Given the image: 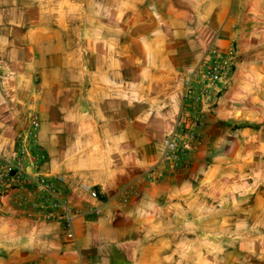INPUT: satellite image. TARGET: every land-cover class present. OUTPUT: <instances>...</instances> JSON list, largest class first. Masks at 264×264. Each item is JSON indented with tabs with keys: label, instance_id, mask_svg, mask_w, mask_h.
<instances>
[{
	"label": "crops",
	"instance_id": "0c3cea01",
	"mask_svg": "<svg viewBox=\"0 0 264 264\" xmlns=\"http://www.w3.org/2000/svg\"><path fill=\"white\" fill-rule=\"evenodd\" d=\"M263 15L264 0H0V159L39 123L36 167L0 199V264H208L193 243L209 240L215 264H251L264 242V40L239 20ZM224 34L238 36L233 72L201 147L147 180L204 53L230 52ZM81 182L99 200L79 197ZM54 200L73 239L44 218Z\"/></svg>",
	"mask_w": 264,
	"mask_h": 264
},
{
	"label": "built area",
	"instance_id": "2783aa9c",
	"mask_svg": "<svg viewBox=\"0 0 264 264\" xmlns=\"http://www.w3.org/2000/svg\"><path fill=\"white\" fill-rule=\"evenodd\" d=\"M227 73L228 57L209 47L189 77L177 125L163 139L160 160L145 172L147 180L158 181L169 173H180L187 168L190 155L202 145L204 113L214 107L215 97L220 91L219 85L223 83ZM38 127V121L33 119L30 129L21 139L17 153L11 159H0V199L14 184L23 186V179H26L25 165L36 167V159L27 146L36 140ZM33 180L37 186H43L46 191L51 190L49 183L44 186V181L39 176ZM57 180L61 178L57 177ZM77 192L85 200H99L97 191L86 182L77 185ZM58 206V202L54 200L52 210L46 212L44 218L48 222L62 221L67 238L73 239L71 219H64L63 215L58 214ZM99 212V209H94V213Z\"/></svg>",
	"mask_w": 264,
	"mask_h": 264
},
{
	"label": "rangeland",
	"instance_id": "374dc122",
	"mask_svg": "<svg viewBox=\"0 0 264 264\" xmlns=\"http://www.w3.org/2000/svg\"><path fill=\"white\" fill-rule=\"evenodd\" d=\"M250 24H255L260 29H262L261 33L256 34V37H257V39L259 37L260 39L264 40V15L261 17H258L255 20H252V21H248V19H240L239 20V25H250ZM220 36H222V38L224 40L229 41L228 45L230 47V52L227 54H224L228 57V73H227L226 78L224 79L223 83L226 82V84H227V80L230 78V76L232 75V72H233L232 52H234V53L236 52V39L238 36H237V34H224V35H220ZM243 36H245V38H247L251 35L248 34L247 32H244ZM252 36H253V34H252ZM253 37H255V36H253ZM219 52L222 53L221 51H219ZM232 84L233 83L230 82V84L226 85V88L225 87L224 88L230 89ZM220 85H219V87H220ZM220 89H222V88L220 87ZM188 166H189V163H188ZM209 229L214 230L215 227H209ZM255 230L256 231H253L254 235H259L262 232L261 227H256ZM213 233H215V231ZM200 244L205 245V247L202 248L201 250L199 248L197 249V251L193 250V254L195 253V254H199L201 256L206 257L208 264H215V262H216V258H215L216 257V248H217V245H219V243H217L215 240H213V241L209 240V241L204 242V243H199V242L193 243V247H200ZM226 245H227V243H226ZM250 249H251V252H250L251 256H250V259L248 258V261L250 260L251 264H264V242L259 241L257 238V239H255V241L250 243ZM219 259H222L223 263H225V264H228V263L230 264L231 259L223 256V253L219 254ZM240 260H244V259L242 258Z\"/></svg>",
	"mask_w": 264,
	"mask_h": 264
}]
</instances>
